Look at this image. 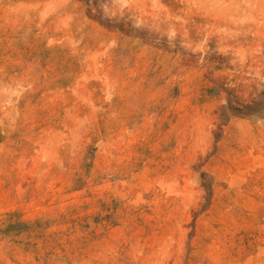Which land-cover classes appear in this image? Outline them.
Listing matches in <instances>:
<instances>
[{"label":"rangeland","instance_id":"obj_1","mask_svg":"<svg viewBox=\"0 0 264 264\" xmlns=\"http://www.w3.org/2000/svg\"><path fill=\"white\" fill-rule=\"evenodd\" d=\"M0 264H264V0H0Z\"/></svg>","mask_w":264,"mask_h":264}]
</instances>
